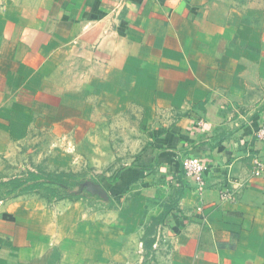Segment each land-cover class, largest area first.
<instances>
[{
  "label": "crops",
  "instance_id": "crops-1",
  "mask_svg": "<svg viewBox=\"0 0 264 264\" xmlns=\"http://www.w3.org/2000/svg\"><path fill=\"white\" fill-rule=\"evenodd\" d=\"M52 71L146 146L110 206L0 200V264H264V0H0V110Z\"/></svg>",
  "mask_w": 264,
  "mask_h": 264
},
{
  "label": "rangeland",
  "instance_id": "rangeland-1",
  "mask_svg": "<svg viewBox=\"0 0 264 264\" xmlns=\"http://www.w3.org/2000/svg\"><path fill=\"white\" fill-rule=\"evenodd\" d=\"M49 76L44 82L34 78L11 95V109L0 110V200L11 199L23 211L24 204L41 210L62 201L50 199L42 191L24 192L30 182L13 190L11 181H25L29 173L44 177L45 181H39L44 186L53 185L48 179L57 176L77 179L71 193L82 198L64 200L87 204L110 200L100 184H112L124 169L135 165L146 140L138 146L126 142V129L102 116L95 108L102 92H87L81 95L83 102L75 101L73 96L78 94L68 92L71 85L65 83L64 94H57L60 81L54 71Z\"/></svg>",
  "mask_w": 264,
  "mask_h": 264
},
{
  "label": "trees",
  "instance_id": "trees-1",
  "mask_svg": "<svg viewBox=\"0 0 264 264\" xmlns=\"http://www.w3.org/2000/svg\"><path fill=\"white\" fill-rule=\"evenodd\" d=\"M48 180H49V184L51 183L53 185L44 186L43 183L39 182V181H45L44 177L40 175H36L34 173H29L27 180L21 181L20 179L19 180L15 179L11 181V185H12V189L16 190L30 182L31 185L25 187L24 192L42 191L46 196L54 200H63V199L79 200L82 198L81 195H73L71 193L72 189L76 186V182H77V179H75L74 177L57 176L54 178H50ZM116 181L117 179L115 178L114 182ZM163 219L164 216H160L158 219L153 220V224L147 229V233H146L147 238L151 233H153L154 226L159 222H161ZM149 239L150 237L148 238L147 241L146 239H144L142 242L145 249H147V246L148 248L151 247L153 243V240H149Z\"/></svg>",
  "mask_w": 264,
  "mask_h": 264
},
{
  "label": "built area",
  "instance_id": "built-area-1",
  "mask_svg": "<svg viewBox=\"0 0 264 264\" xmlns=\"http://www.w3.org/2000/svg\"><path fill=\"white\" fill-rule=\"evenodd\" d=\"M256 139L259 142L264 143V125L261 126L255 133ZM181 166L187 176L195 178L200 185L203 184V174L207 171V165L198 159L197 157H187L183 158L181 161ZM251 175L253 177H263L264 176V159L260 157H254L251 161ZM224 199H229L231 196L229 193L223 195Z\"/></svg>",
  "mask_w": 264,
  "mask_h": 264
},
{
  "label": "water",
  "instance_id": "water-1",
  "mask_svg": "<svg viewBox=\"0 0 264 264\" xmlns=\"http://www.w3.org/2000/svg\"><path fill=\"white\" fill-rule=\"evenodd\" d=\"M103 191V189H101ZM101 190H100V193H101ZM96 191V190H95ZM99 191V190H98Z\"/></svg>",
  "mask_w": 264,
  "mask_h": 264
}]
</instances>
